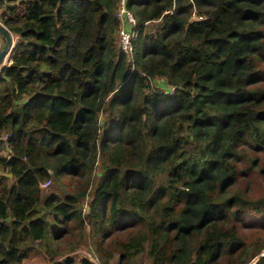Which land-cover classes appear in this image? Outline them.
<instances>
[{"label": "trees", "instance_id": "obj_1", "mask_svg": "<svg viewBox=\"0 0 264 264\" xmlns=\"http://www.w3.org/2000/svg\"><path fill=\"white\" fill-rule=\"evenodd\" d=\"M118 4L0 0V264H264V0Z\"/></svg>", "mask_w": 264, "mask_h": 264}, {"label": "rangeland", "instance_id": "obj_2", "mask_svg": "<svg viewBox=\"0 0 264 264\" xmlns=\"http://www.w3.org/2000/svg\"><path fill=\"white\" fill-rule=\"evenodd\" d=\"M117 12L115 13L116 18H117ZM121 24L125 25V23H123V22H121ZM151 27H152V25L149 26V28H151ZM10 36L12 39V43L15 44L16 37L12 36V35H10ZM116 37H117V34H116L115 38ZM116 42H117V38H116ZM3 45H4V40L0 36V48H2ZM0 66H2V65H0ZM104 119H105V114L100 113L99 114V122L102 123L104 121ZM252 156H257V158L259 159L258 166L253 169L254 171L248 172V174L245 177V180L243 179L244 180L243 184L242 185L240 184L239 188L243 190V189H245L246 184H247V186H248L247 187L248 197L251 198V200H257L258 198H262L264 196V153L259 154V155H252ZM97 174L98 175L100 174L98 169H97ZM68 189H69V185L67 183V185H65V191H67ZM51 192L61 193L60 190L57 188V185L55 183L53 184V182L50 185H48L45 189H43V195L44 196L48 195ZM88 201H89V199H86L85 203H88ZM85 203H84L85 206H83V208L86 211V204ZM248 221L251 222V219H249ZM242 236L251 243L254 242L258 238H261L264 241V230L258 231V230H255L253 228H247V230L242 231ZM69 255L74 256V258H75L74 264H78L79 263L78 260L80 258H83V257H86V258L94 261V259L91 258V256H93V255L91 254V251L88 249H79V250H76L74 253H71ZM263 255H264V249L262 250V252L259 256H263ZM66 256L59 258L57 261H61ZM117 259H118V256H115V258L110 262V264H117ZM46 260L47 259L42 252H40L38 250H34L33 252H31L29 254V257L26 260H24L23 264H48ZM256 260H257V258L252 260L248 264H255ZM139 264H148V263L143 257Z\"/></svg>", "mask_w": 264, "mask_h": 264}, {"label": "built area", "instance_id": "obj_3", "mask_svg": "<svg viewBox=\"0 0 264 264\" xmlns=\"http://www.w3.org/2000/svg\"><path fill=\"white\" fill-rule=\"evenodd\" d=\"M127 0H119L118 4V12H117V20L120 22L119 33L117 32L118 37V48L119 50L125 54L128 58L132 56V44L133 40L136 36L135 31L127 30L124 28V25L121 22L129 25V28L135 27V19L130 11H128L125 7ZM1 26V25H0Z\"/></svg>", "mask_w": 264, "mask_h": 264}, {"label": "water", "instance_id": "obj_4", "mask_svg": "<svg viewBox=\"0 0 264 264\" xmlns=\"http://www.w3.org/2000/svg\"><path fill=\"white\" fill-rule=\"evenodd\" d=\"M0 36L4 40V45L0 50V65L5 66L10 63V55L14 49L15 44L12 43L11 36L5 32L0 26ZM9 57L8 61L6 58ZM5 63V64H4Z\"/></svg>", "mask_w": 264, "mask_h": 264}, {"label": "bare ground", "instance_id": "obj_5", "mask_svg": "<svg viewBox=\"0 0 264 264\" xmlns=\"http://www.w3.org/2000/svg\"><path fill=\"white\" fill-rule=\"evenodd\" d=\"M9 59V57H7ZM6 58V61H8V59Z\"/></svg>", "mask_w": 264, "mask_h": 264}, {"label": "clouds", "instance_id": "obj_6", "mask_svg": "<svg viewBox=\"0 0 264 264\" xmlns=\"http://www.w3.org/2000/svg\"><path fill=\"white\" fill-rule=\"evenodd\" d=\"M11 56V55H10ZM7 65V64H6ZM1 67V66H0Z\"/></svg>", "mask_w": 264, "mask_h": 264}, {"label": "crops", "instance_id": "obj_7", "mask_svg": "<svg viewBox=\"0 0 264 264\" xmlns=\"http://www.w3.org/2000/svg\"><path fill=\"white\" fill-rule=\"evenodd\" d=\"M0 50H1V48H0Z\"/></svg>", "mask_w": 264, "mask_h": 264}]
</instances>
